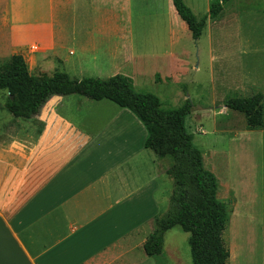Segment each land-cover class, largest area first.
Masks as SVG:
<instances>
[{
	"label": "crops",
	"instance_id": "0c3cea01",
	"mask_svg": "<svg viewBox=\"0 0 264 264\" xmlns=\"http://www.w3.org/2000/svg\"><path fill=\"white\" fill-rule=\"evenodd\" d=\"M184 1L210 25L212 0ZM163 5L188 28L173 0H0V59L22 54L43 68L60 62L78 78L105 65L136 83L147 62L134 22L158 20ZM168 58L171 78L184 67V49ZM98 102L83 115L87 100L69 106L54 96L32 118L0 106V264H184L167 248L168 232L161 254L144 248L163 211L168 166L145 146L148 131L134 112ZM246 131L264 144V127ZM241 186L231 179L227 195L218 193L229 205L228 264H252L249 225L263 222L264 237V181L261 210L251 206L257 192Z\"/></svg>",
	"mask_w": 264,
	"mask_h": 264
},
{
	"label": "rangeland",
	"instance_id": "374dc122",
	"mask_svg": "<svg viewBox=\"0 0 264 264\" xmlns=\"http://www.w3.org/2000/svg\"><path fill=\"white\" fill-rule=\"evenodd\" d=\"M163 8L156 15L158 20L151 24L134 22V27L141 32L135 45L140 51L138 54L144 56L142 60L147 62L141 70L142 75L137 74L134 87L136 91L157 94L166 108L179 107L189 98L193 108L186 118V127L194 134V143L203 153L206 168L218 178V193L227 195L230 180H241V188L253 189L260 196L252 201L251 206L261 210L264 181L262 136L258 134L252 139L247 137L246 130L249 128L244 113L226 108L224 101L229 97H248L264 90V5L261 0L225 2L222 12L209 20L210 25L204 28L199 39H194L191 31L186 26L181 27L168 14L164 5ZM182 49L184 67L176 69L171 78L167 77L169 52H180ZM28 65L34 73H53L56 66L58 70L65 71L60 62H53L52 67L43 68L40 63L29 59ZM155 70L160 75L155 76ZM112 73V69L102 65L99 70H90L87 76L107 78ZM70 75L77 77L72 73ZM6 94V91L0 93V106L5 102ZM62 97L69 106L75 105L79 98L87 100L89 104L82 109L83 115L99 109L98 101L84 96ZM111 104L112 108H116L115 103ZM158 159L163 164L162 168H169L172 164L170 157ZM172 189V179L171 183L163 184L160 194L163 211L169 208ZM249 227L253 234L251 246L254 248L250 252V261L252 264H264L263 222L260 225L256 221ZM227 230L228 227L224 238L229 246ZM167 232V248L178 249L184 264H194L189 245L190 234L179 226Z\"/></svg>",
	"mask_w": 264,
	"mask_h": 264
},
{
	"label": "trees",
	"instance_id": "16d2710c",
	"mask_svg": "<svg viewBox=\"0 0 264 264\" xmlns=\"http://www.w3.org/2000/svg\"><path fill=\"white\" fill-rule=\"evenodd\" d=\"M229 0H214L209 16L216 18ZM180 17L194 39H199L208 16L200 19L184 0H173ZM134 80L117 73L107 78L73 77L66 71L34 73L22 54L0 60V93L6 91L4 107L14 116L38 115L54 96L81 95L110 100L134 112L148 131L145 146L159 158L170 157L166 174L173 180L169 208L155 216L154 231L144 248L148 255L164 250L165 234L179 226L188 232L194 264H228L230 249L224 232L229 220L227 203L218 197V178L206 168L203 153L194 143V134L186 127L193 104L188 98L179 107L166 108L160 97L148 91H136ZM224 105L244 113L250 129L264 127V94L229 97Z\"/></svg>",
	"mask_w": 264,
	"mask_h": 264
}]
</instances>
